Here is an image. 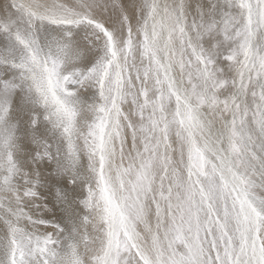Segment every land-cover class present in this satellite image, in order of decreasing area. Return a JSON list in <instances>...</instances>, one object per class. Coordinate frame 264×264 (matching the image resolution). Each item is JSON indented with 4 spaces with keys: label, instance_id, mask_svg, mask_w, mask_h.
Masks as SVG:
<instances>
[{
    "label": "bare ground",
    "instance_id": "obj_1",
    "mask_svg": "<svg viewBox=\"0 0 264 264\" xmlns=\"http://www.w3.org/2000/svg\"><path fill=\"white\" fill-rule=\"evenodd\" d=\"M172 1L173 0H132V7L131 3L129 5V9H125L126 13L129 12V14L126 15L129 17L131 22L132 40L130 41L133 46V50L129 55L125 56L124 64H122L120 61L119 51H117L120 50L121 47L120 45L114 44L116 53H118L116 64L118 75L117 81H119V84L115 90L114 98L113 92L111 93L112 101L114 100V109L110 116L111 128L108 132L105 150L103 151L101 158H98L96 155L97 153L95 152V155H93L94 157L90 158V160L84 157L88 153L85 151L86 154L84 153V159L82 158V161L74 163V160H77L78 156L74 157L73 160V156L71 157L70 153L71 145H68V143L66 145L64 144L65 146H63L62 150H65V160L64 162L61 160L64 165H61L63 166V168L60 169L61 172L57 171L56 173L57 179L55 178V180L58 181L56 183V192L51 190L50 186L47 187V185L44 184L40 189L41 198L38 200V192L34 194L39 186L37 185L36 176L39 174H49L51 166H49V164L44 161L45 153L39 158L41 148L37 138L39 136L41 141H45L46 143L47 139L45 140L44 136L48 137L49 141H51L50 143H52V145H50L53 148V152L55 154H59L60 151L57 150V146L55 145L54 141L60 140L62 136L57 134V130L61 124L63 125V119L66 121V123L68 121V124L69 122H75L70 120L72 113L69 109H67L69 111V114H67L70 115V117L66 114H63L64 112L62 113L58 104L56 105V108H52V106L49 105L48 101L50 93L46 89L48 85L45 82L47 78V71H45L47 66L46 60L49 56L46 52V49L45 64L42 65L44 61L41 62L40 60V55L44 49V45L45 47L49 48V45L46 46L45 41L52 40L53 42L54 40L58 39V36H62L61 42L63 41V43L60 44L65 46L64 52L70 56V63H78V61L81 60L83 63H85L84 65H86L88 69L87 75L84 73L81 75V79L84 77V80H86L84 84L88 83L90 84L89 86H97L93 81H95V76L101 67L100 59H104L102 57H106L105 59L110 57V53H108V49L111 47L110 37L113 39V43L116 41L118 44V40L120 41L121 36L119 38L115 34L114 28L110 27L109 24L105 25L101 22V20L99 21V19L92 20L89 7L87 8L89 12H87L76 10L71 7L60 6L56 0H0V158L2 159H0V164L1 161H3V166H0V264H5L7 260L8 263L10 262V264H23V248L28 249V251L32 250L33 245H31L32 242L30 243V241H32L33 238L38 237L36 236V230L44 229V232H48V230L44 228V222H47L48 220L44 222L42 221L44 219H48L52 213H57V223H55L56 226L58 224L61 225L64 223L65 228L73 232L71 234L73 235L76 231H73L72 228H78L81 226V214H79V211L84 216V212L86 210V207L81 209L80 205L73 202L74 194L76 192L80 193L81 190L78 191V188L83 187L85 183L87 184L88 182L86 181L88 180L90 184L87 185L88 187L84 189V192H81V195L86 196L87 194V196L84 197L87 203L86 206H92L93 209L95 208L93 210L95 216L90 218V226L94 224L99 225L102 220L104 221V218L100 213L101 211H95L96 209L103 210L104 208V199H101L103 190H106L107 194L111 195L115 201L114 214L111 215L107 221H105L108 223L107 225H110L111 227V234L109 233L111 235L109 238L110 242H107L104 248V239L100 240L101 238L99 239L97 236L98 238H96L95 241H92L94 242V248H92V250L97 255H99L103 248L106 249L103 252L102 261L104 264H110L109 261L116 252V243H114L116 242L115 234L119 230V225L125 226V237L122 238V240H124L125 243H128L130 240L135 246L137 251L136 253H138L140 257H143L142 260L137 261L138 258L132 255V259L129 262L137 261V263L139 262L140 264H142V262H145V264H159L156 260L157 258L152 256L150 253L151 251H149L150 249H148L145 243V239L141 233V226H139L136 222L137 213L135 212L134 207H130V199H134L137 203V206L140 207V210L143 214L142 219H140L147 228V213L145 212L146 210L144 209L143 203L139 197L137 189L138 182L134 181H141V178L138 177V174L142 171L144 172V175L147 176L148 166H146L143 162L145 160L143 155L144 152L146 153V151V163L147 165H150L148 168L149 175L155 176L158 174L160 168H158V165L161 163L157 161H160L161 159L167 160L166 157L168 159L172 158L174 160V164L180 163L182 151H184V147L186 146L184 144L185 140L182 138L181 116L182 118L189 117L187 126L189 136L186 146V149L188 148V154L191 152L190 149L193 146H195L197 149H200L210 160L216 171L219 172L226 179V181L233 186L240 198L243 212L241 219L244 226L242 239L246 244V249L244 250L245 252L243 251L245 255L242 256L240 253L237 260L233 262V264H264L263 245L257 226L259 208H257L255 205L253 206L255 197L253 198L245 190L244 181L242 180V173L239 169V165L237 164L236 154L234 153L231 142L233 136L230 121L227 117L225 118V115L220 113V107L222 108V106H213V102H209L205 106L201 105L198 97L200 94L199 92H196L199 88V80L201 79H199V70L196 69L194 55H198L200 51L198 50L199 45H204L205 33L202 32L201 37L194 39L193 35L192 37L190 35L192 32L187 30V37L185 39V42L187 43L185 45L186 47L182 45L180 40L177 41V34L173 28L175 18H171L172 13L169 15L170 11H168V9H172L173 12L175 8L172 4ZM260 1L262 0H259V3ZM259 3L256 2V0H250V8L248 12L252 20V25L254 26L252 35L253 46L255 49L260 48V50L263 51L264 26L262 25V22H264V17L262 15L261 18L259 14L263 11L261 9L262 3ZM176 11L177 8L175 9V13ZM237 11V19L239 18L240 20H243L247 11L242 3L238 5ZM176 15L182 21L185 18L182 12H178ZM136 16L139 18L135 23L134 20L137 18ZM61 22H63L64 25H56L57 23ZM71 23H73L72 26H70ZM99 24H102L104 28L103 30L110 37L101 31L102 28L100 29L99 26L101 25ZM231 25L232 26L229 30V32H231V36L233 39H235V41L240 40L243 35L242 29H244V27H242L241 23L238 22L237 24L231 23ZM73 26L75 27L72 28ZM205 31L209 33L207 37L209 41L215 40L210 30L206 29ZM143 32L145 37L148 38V42L151 45L154 55V62L151 65L152 71L156 72V69L161 68L162 79L172 90V93L175 96L176 102L179 106H177L179 113L176 118L179 119L180 122L175 119L173 126H169H172L171 130H169L170 128L168 129L171 131V137L173 138L172 145H169L162 138L158 148L157 141L154 139L153 142H156V146H154V149L152 148L153 150L146 149L144 146L146 136L145 132L143 135L141 134V136H137L134 134V130L136 131V128H133L131 123L127 124V122H129L128 119H131L130 117H132V119L138 120L136 115L137 112L139 109L142 110L143 108L146 110L147 106V104L145 105L143 100L140 99L141 94H143V74L144 71H146V68L142 70L141 64L139 63L141 61L140 56L144 52V47L142 45L143 49L141 50V42L138 40V38H140ZM82 44L84 45V50L82 48ZM125 46L127 47L126 43ZM51 58L52 57L50 56V59ZM137 61L139 65L137 64ZM144 65L146 64H143V66ZM127 67H131L132 71L127 72ZM85 68L82 69L84 70ZM122 74H124L125 80L123 87L120 86L121 77H123ZM209 74V70L207 69V78ZM78 75L79 74H73L74 77H77ZM154 76H156V73H154ZM13 77H17L18 81L14 87H10L8 82ZM2 83L4 85H2ZM87 88L89 87H83L81 89ZM96 88L97 87H90V89H87V91L85 90V93L82 92V94L79 92L81 95H76L77 92H74L73 94L70 93L72 95H69L65 89L63 93L65 97L67 96V98H63H65L66 101L72 100L73 103L78 105L77 110L79 112L81 111L80 113L87 114V110L90 111V109L86 107H93L95 105V97L98 98L97 96L99 95V91ZM105 88L106 87L104 85L100 89L101 92L105 91ZM148 88V90H151L150 87ZM50 90L51 89H49V91ZM106 93L107 92H104V94ZM236 94L240 96L241 89H239ZM59 96H62V94H59ZM222 96L223 95H221V97ZM66 103L63 104L65 105ZM120 104L129 109L130 116L127 119L121 118L126 124L125 127H127L126 134L124 132V136L121 138L122 141L115 140L116 138L114 135V131L120 119ZM62 109L65 110L66 107H62ZM6 110L9 111L5 112ZM217 110L218 113H216ZM83 116L84 115H82V118ZM72 119L74 120L73 117ZM80 119L81 117L79 120ZM155 135L158 136L157 133ZM137 137L140 139L137 143H135L137 141ZM147 137H149L148 132ZM85 143H87V147L91 146L90 142ZM58 145L61 148L59 143ZM87 147L86 149L88 150ZM91 150L93 153V150L95 149L92 148ZM24 152L28 154L27 158L25 157ZM70 158L72 161L68 162ZM148 159L155 160L153 162H149ZM87 160H89L90 163H88ZM93 162H96V167H90ZM189 163L190 166H193L192 164L194 163V160L192 154H189ZM79 166H83L84 168L86 167L85 171L80 169ZM168 166L170 171H172L174 165L168 164ZM177 166L178 165H176V167ZM56 169L57 167L55 170ZM87 169L89 170V173H87ZM78 170H80V172H78ZM8 172L11 174V177H6L8 176L6 175ZM130 173L133 175V177L130 175ZM65 174H68L69 176L65 177ZM98 176L102 178L101 181L99 180L100 178L98 179ZM172 178L175 180L173 182L174 186L176 184L178 185V183H180L182 180L179 175H176ZM68 179H72L75 182V191L67 189L66 192H64L65 187L62 188V184ZM126 179L132 182L130 187L133 189V191L127 190ZM155 179L153 181H155ZM145 187L147 188L146 183ZM175 188L176 187H174V189ZM171 189L169 190L168 194L174 195V190ZM145 191L147 192V190ZM130 192H134L133 195H131ZM162 193L165 194L166 192L163 191ZM50 195L52 196V200L54 199V202L52 201L53 204L50 203V206H46L47 210H45L44 200H48ZM165 195H167V193ZM98 198L100 205L98 203ZM107 200L108 198H106V201ZM170 200L173 202H178L177 197L174 198L173 196H170ZM49 202L51 201L49 200ZM39 208L44 211V215L42 214L43 216H41V213L39 215V213L36 211ZM108 210H111V208H108ZM35 212H37V216L41 220L42 224L36 217H34V214H36ZM247 221H251L253 225V231L252 233L250 232L251 234L249 235V239L247 233L250 230L248 229L249 231L247 232ZM123 223L125 225H122ZM101 228L98 229L102 230ZM148 228L150 232L154 234V228L151 224H148ZM121 232L123 234V231ZM102 234L103 232L98 233L97 235L102 236ZM124 241L122 243H124ZM35 243L37 242L35 241ZM46 250L47 249L45 248V251ZM48 254H51V251ZM46 259L43 260V264L47 263L45 262ZM48 263L56 264L53 260H50ZM162 263L164 262L162 261Z\"/></svg>",
    "mask_w": 264,
    "mask_h": 264
},
{
    "label": "rangeland",
    "instance_id": "obj_2",
    "mask_svg": "<svg viewBox=\"0 0 264 264\" xmlns=\"http://www.w3.org/2000/svg\"><path fill=\"white\" fill-rule=\"evenodd\" d=\"M56 2L60 6L71 7L80 11L89 12L87 10L89 7L92 20L99 19V21L101 20L103 24H109L110 27L114 28L115 34L119 38L121 36V39L120 41L118 40V44L116 41L113 43V39L103 30L104 28L102 24H99L102 27L98 25L100 29L102 28L101 31L110 37L111 47L108 49L110 57H108V59H105L106 57H102L104 59H100L101 67L99 68V72L97 71L98 73L95 76V81H93L97 86H89L90 84L88 83L84 84L86 80H84V77L81 79V75H83V73L87 75L88 69L86 65H84L85 63L81 60L78 61V63H70V56L64 52L65 46L60 44L63 43V41L61 42L62 36H58V39L53 42L52 40L45 41L46 46L49 45V48L44 45V49L40 55V60L41 62L44 61L42 64L44 65L46 49L49 56L46 60L47 66L45 70L47 71V78L45 77V82L48 87L45 84L47 87L45 88L50 93V97L52 96L51 98L49 97V105L52 106V108H56V105L58 104L62 113L64 112L63 114L66 115L69 114V111L67 110L69 109L72 113V117L74 118L73 120L71 117L70 120L75 122H69V125L68 121L66 123L63 119V125L61 124L59 126L60 130H57V134L62 136V138L57 140L58 142L56 140L54 142L57 146V150L60 151V155L53 152V148L51 146L52 143H50L51 141H49L48 137L44 136L45 140L47 139L46 143L45 141H41L39 136L37 138L41 148L39 158L45 153L44 161L51 166L49 174H39L37 175L38 177L36 176L37 185L39 186L34 194L38 192V200L41 198L40 189L44 184H46L47 187L50 186L51 190L56 192V183L58 182L55 180L56 173L57 171L61 172L60 169L64 166L63 162L65 160V150H62V148L67 143L68 145H71L70 153L71 157L73 156L72 159L78 156L77 160L73 159L74 163L82 161V158L84 159V157L90 160V158L94 157L93 155H95V152L97 153L96 155L98 158H101L102 153L105 150L108 132L111 128L110 116L114 109V100L112 101L111 93L113 92L114 98L115 90L119 84V81H117L118 75L116 64L118 53H116L115 45H120L121 47L120 50L117 51H119L120 61L122 64H124L125 56L129 55L133 50V46L130 41L132 40L131 22L127 16L129 12H125V9H129V5L132 3V0H56ZM201 2L202 0H173L172 4L175 8L173 12L172 9H168V11H170L169 15L172 13L171 18H175L173 28L177 34V41L180 40L182 45L185 46L187 44L185 42L187 30L192 32L190 35L191 37L193 35L194 39L201 37L202 32L205 33L204 45H199L198 50L200 51L198 55L195 54L196 57L194 55L196 69L199 70V79H201L199 80L200 84L196 92H199L200 94H198V97L201 105L205 106L209 102H213V106H222V108L220 107V113L225 115V118L227 117L230 121L233 136L231 142L234 153L236 154L237 164L239 165V169L242 173L245 190L253 198L255 197L253 201L254 203L252 202L253 206L255 205L259 208L257 226L261 235L264 257V50L262 51L260 48L255 49L252 43L254 26L252 25V20L248 12L250 8V0H241V2L240 0H203V2ZM256 2L259 3V0H256ZM240 3H242L247 11L243 20H240L239 18L237 19V8ZM260 3H262L261 9L263 11L259 14L262 18V15L264 17V0L260 1ZM132 5L133 3L131 4V7ZM176 8V13L182 12L184 14L185 21L184 19L182 21L177 17L175 13ZM136 17L137 18L134 20L135 23L139 18L138 16ZM237 22L241 23L244 29H242V38L240 34L241 39L235 41L229 30L232 26L231 23L237 24ZM56 25H64V23L61 22ZM72 25L73 23L70 24V26ZM262 25L264 26V22H262ZM206 29L212 32L215 40L209 41L207 39L209 33L205 31ZM138 40L141 42V50L144 47V52L140 56L141 61L139 62L142 70L146 68L142 79L143 94H141L140 99L143 100L145 105L147 104L146 110L145 108L142 110L139 109L136 114L138 120H135L129 116V109L120 104V119L114 131V135L116 138L115 140L122 141L121 138H123L124 132L126 134L127 127H125L126 124L121 118L127 119L130 117L131 119H128L129 122H127V124L131 123L133 128H136V131L134 130V134L137 136H141V134L143 135L145 132L146 136L144 146L146 149L153 150L154 146H156V142H153L154 139L157 141L158 148L162 138L169 145H172L173 138L171 137V131L169 130H171L175 119H177L176 116L179 113L177 109L178 103L176 102V98L173 95L172 90L162 79L161 68L156 69V72L152 71L151 65L154 62V55L151 45L148 42V38L145 37L144 32ZM125 43L127 44V47L125 46ZM82 48L84 50L83 44ZM50 56L52 57L51 59ZM139 63L137 61L138 65ZM143 64L146 65L143 66ZM82 68H85L86 70H83ZM207 69L210 73L208 78ZM131 71L132 68L127 67V72ZM154 73H156V76H154ZM73 74L79 75L74 77ZM122 76L123 77H121L120 81L121 87H123L125 83L124 74H122ZM17 81V77H13L8 82V85L10 87H14ZM2 85L4 84L2 83ZM104 85L106 87L105 91L101 92L100 89ZM83 87H89L87 89H90V87H97L96 89L99 91V95L97 96L99 99L95 97L94 100L95 107H86L90 109V111L87 110V114L80 113L81 111L79 112L77 110L78 105L73 103L72 100L66 101L65 98H67V96L65 97L63 93L66 89L69 95H72L74 92H77L76 95H81L82 92L85 93V90L87 91V89H81ZM148 87H150L151 90H148ZM49 89H51V92ZM239 89H241L240 96L236 94ZM79 92H81V94H79ZM104 92L107 93L104 94ZM59 94H62V96H59ZM221 95L223 96L221 97ZM62 102L66 103V106ZM61 103L63 108L66 107L65 110L62 109ZM9 110H6L5 112H8ZM216 113H218V110ZM82 115H84L83 118ZM68 116L70 117V115ZM80 117L81 119L79 120ZM188 118H182V116L180 117L182 123V138L185 140L184 144L186 146L189 136L187 127L189 122ZM177 120L180 122L179 119ZM170 125L172 126L169 127ZM147 132L149 137H147ZM156 133L158 136L155 135ZM84 136L87 137L85 138ZM139 139L140 138L137 137V141L135 143H137ZM85 142H90L91 146L87 147V143ZM58 143L61 145V148ZM186 146L184 147V151H182V157L179 164H174V160L172 158L168 159L167 157V160L161 159L160 161H157L161 164H159L160 166L158 165V168H160L158 174L155 176L148 174V168L150 165H147L146 163L147 151L146 153L144 152L143 157L145 160L143 162L146 166H148L147 176H145L142 171L138 174L141 181L134 182H138L137 189L139 197L143 203L144 209L146 210L145 212L147 213V228L142 223L141 219L143 214L134 199H130V207H134L135 212L137 213L136 222L139 226H141V233L145 239V243L148 249H150L149 251H151L150 253L152 256L157 258L156 260L159 264H161L162 261L164 262L162 264H233V262L237 260L240 253L242 256L245 255L244 250L246 249V244L242 239L244 226L241 219L243 212L240 198L233 186L228 183L219 172L216 171L207 156H205V154L195 146H193L190 149L191 152H189V154H192L194 160V163L192 164L193 166H190L188 148L186 149ZM92 148L95 149L93 150V153L91 150ZM85 151L86 153L88 152L86 156H84L86 154ZM24 154L27 158L28 154L25 152ZM72 159L70 158L68 162H71ZM61 160L63 162H61ZM89 160H87L88 163H90ZM154 160L155 159H148L149 162H153ZM53 161L55 162V165ZM95 164L96 162H93L90 167H96ZM168 164L174 165L172 171H170ZM176 165L178 166L176 167ZM0 166H3V161H1ZM56 167L58 170H55ZM79 167L84 171L86 169V167L84 168L83 166ZM88 169L86 170L87 173H89ZM78 172H80V170H78ZM6 175H8L6 177H11L9 172ZM130 175L132 174L130 173ZM176 175H179L182 180L178 183V185L176 184L174 186L173 182L175 180L172 177H175ZM67 176L69 175L65 174V177ZM99 178L100 176H98V179ZM127 179L126 188L128 191H133L130 187L132 182ZM154 179L155 181H153ZM99 180L101 181L102 178ZM86 182L88 183L84 184L85 187H79L78 191L81 190V192H84V189H86L88 187L87 185L90 184L89 180ZM145 183L147 184V188L145 187ZM63 187H65L64 192H66L67 189L75 191L74 188L76 186L72 179H68L62 184V188ZM174 187L176 188L174 189ZM170 189L174 190V195L168 194ZM145 190H147V192ZM161 191H165L167 195ZM81 192H76L73 200V202L80 205L81 209L86 207L84 216L79 211V214H81V226L78 228L73 227L72 230L76 232L71 235L73 232L66 229L64 223L56 226L55 223H57V213H52L50 215L51 217L49 216L48 219H44L42 221H49L44 222V228H46L48 232H44V229L36 230V236L38 237H35L32 241H30V243H33H31V245H33L32 250L28 251V249L23 248V264H43V260L46 258L45 262L48 263L50 260H53L56 264H104L102 261L103 252L106 250L104 248L107 242H110L109 238L111 236V227L110 225H107L108 223L105 221H107L109 217L114 214L115 201L111 195L107 194L106 190H103L101 199H104V208L103 210L96 209L95 211H101L100 213L102 214L104 221L102 220L99 225L94 224L90 226V218L95 216L93 212L95 208L93 209L92 206H86L87 203L84 197H86L87 194L86 196L81 195ZM133 193L130 192L131 195H133ZM170 196H173L174 198L177 197L178 202L171 201ZM106 198H108L107 201ZM49 200L51 202H49ZM52 201L54 202V199L52 200L51 195L48 197V200H44L45 210H47L46 206L53 204ZM108 208H111V210H108ZM36 211L39 215L40 213L41 216L44 215V211L41 208ZM37 212H35L36 214H34V217H36L42 224L41 220L37 216ZM148 224H151L154 228V234L150 232ZM122 225L125 224L123 223ZM98 228H101L102 230ZM246 229L247 232L250 230L248 233L246 232L249 239V235L253 231L251 221H247ZM121 231H123V234ZM101 232H103L102 236L97 235ZM125 232V226L119 225V230L115 234L116 242H114L116 243V252L112 257L113 259H110V264H140L139 262L137 263V261L142 260L143 258L136 253L137 251L135 246L130 240L128 243H125V241L122 240V238L125 237ZM63 234H66L65 237ZM97 236L99 239L101 238L100 240L104 239V248L99 255L92 250V248H94V242L92 241H95L96 238H98ZM35 241L37 243H35ZM123 241L124 243H122ZM45 248L47 249L46 251H49L46 252ZM50 251L51 254H48ZM132 255L138 258V260L135 262H129L132 259ZM143 263L145 264V262H142V264ZM5 264H10V262L8 263L7 260Z\"/></svg>",
    "mask_w": 264,
    "mask_h": 264
}]
</instances>
